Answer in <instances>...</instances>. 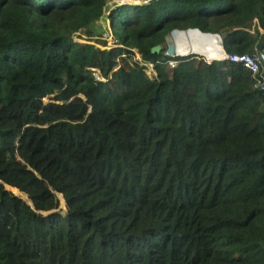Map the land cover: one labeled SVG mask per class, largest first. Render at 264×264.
Here are the masks:
<instances>
[{"label":"trees","instance_id":"trees-1","mask_svg":"<svg viewBox=\"0 0 264 264\" xmlns=\"http://www.w3.org/2000/svg\"><path fill=\"white\" fill-rule=\"evenodd\" d=\"M110 1L0 0V264H264V88L151 51H264V0Z\"/></svg>","mask_w":264,"mask_h":264},{"label":"bare ground","instance_id":"bare-ground-1","mask_svg":"<svg viewBox=\"0 0 264 264\" xmlns=\"http://www.w3.org/2000/svg\"><path fill=\"white\" fill-rule=\"evenodd\" d=\"M168 40L175 43L177 55L185 56L193 54L192 52L202 53L209 60L220 59L224 56L221 38L216 35L175 31L170 34Z\"/></svg>","mask_w":264,"mask_h":264},{"label":"built area","instance_id":"built-area-1","mask_svg":"<svg viewBox=\"0 0 264 264\" xmlns=\"http://www.w3.org/2000/svg\"><path fill=\"white\" fill-rule=\"evenodd\" d=\"M248 29L253 34L256 35L254 29H250V28H248ZM75 39L76 40H81L78 37H75ZM222 47H223V45H222ZM133 50L138 52V50L136 48H133ZM223 50H224V48H223ZM137 52H135V53L138 55L139 60H141L140 57H139V54H138L139 52L138 53ZM216 60H230V61L242 63L245 67H247L248 69H250L252 71L254 77H256V79H257V84L261 88H264V51L256 52V53H250V54H247V53H244V54H239V53L228 54L224 50V56L222 58L216 59ZM209 61H211V60H209ZM142 64L145 65L146 72H147V69H148V73H149V70L150 69L152 70V73H151L152 74L151 75L152 77L154 75H156V73H155V71L153 69V66L151 64H147V63H144V62H142ZM94 72L96 73L97 71L94 70Z\"/></svg>","mask_w":264,"mask_h":264},{"label":"rangeland","instance_id":"rangeland-1","mask_svg":"<svg viewBox=\"0 0 264 264\" xmlns=\"http://www.w3.org/2000/svg\"><path fill=\"white\" fill-rule=\"evenodd\" d=\"M133 2L134 0H111L110 1V5L109 6H111L110 7V9H109V11H108V14H109V12L111 11V8H113L114 7V5L116 4V3H124V2ZM107 14V15H108ZM110 21L109 20H107V19H105V20H103V22L100 24V28H99V31H101V32H99V33H103V35H105L106 36V38H107V40L108 41H111L112 40V36H110L111 34H110ZM260 29V28H259ZM85 31H87V27H82L81 29H80V31H79V33H81L82 35L83 34H85ZM221 35V34H220ZM222 36V35H221ZM81 37H83L84 38V36H81ZM163 51V50H162ZM164 51H166V44L164 45ZM135 52H137V51H135ZM138 53V52H137ZM139 54V53H138ZM195 54H198V55H202V57H204V58H206L207 59V56H203V54L202 53H195ZM177 55H175V57H176ZM139 57H140V59H141V56H140V54H139ZM136 58L137 59H139L138 58V55L136 54ZM210 58V57H209ZM208 60V59H207ZM150 68V67H149ZM97 72L95 73L96 75H100V73H99V71L98 70H96ZM147 73H148V69H147ZM152 73V71L151 70H149V75H150V77H152L151 74ZM44 101L45 102H48V101H50V98L48 97V98H45L44 99ZM7 188L9 189V190H11V191H13L14 193H16V194H18V195H20V196H22L23 198H25L26 199V195H24L23 193H21L17 188H13V187H11V186H7ZM17 189V190H16ZM58 198H59V200H60V206H59V208H58V210H60L63 214L65 213V211H66V203H65V200H64V198H63V196H62V194H58Z\"/></svg>","mask_w":264,"mask_h":264},{"label":"water","instance_id":"water-1","mask_svg":"<svg viewBox=\"0 0 264 264\" xmlns=\"http://www.w3.org/2000/svg\"><path fill=\"white\" fill-rule=\"evenodd\" d=\"M175 31H181V32H186V33H194V32H201L202 34H211V35H216V36H219L221 38V35H219L218 33H207V32H202L200 29L198 28H189V29H186V30H178V29H175L173 30L172 32H170L167 36H166V54L169 55V56H175V54L177 55V49H176V45L175 43H173L172 41H169L168 40V37L170 36V34L174 33ZM221 42H222V38H221ZM164 49V46L162 44H158V45H155L152 47V52L153 53H158V52H161L162 50ZM192 53H195V52H192Z\"/></svg>","mask_w":264,"mask_h":264},{"label":"crops","instance_id":"crops-1","mask_svg":"<svg viewBox=\"0 0 264 264\" xmlns=\"http://www.w3.org/2000/svg\"><path fill=\"white\" fill-rule=\"evenodd\" d=\"M256 27H259L261 33H264V29H262V28L259 26V23H258V22L255 23L254 25H251V26H250V29H254V30H255ZM255 33H256V30H255ZM262 40L264 41V38H263Z\"/></svg>","mask_w":264,"mask_h":264},{"label":"clouds","instance_id":"clouds-1","mask_svg":"<svg viewBox=\"0 0 264 264\" xmlns=\"http://www.w3.org/2000/svg\"><path fill=\"white\" fill-rule=\"evenodd\" d=\"M220 35V34H219ZM222 38V37H221ZM222 45H223V43H222ZM224 48V47H223ZM178 56V55H177Z\"/></svg>","mask_w":264,"mask_h":264}]
</instances>
